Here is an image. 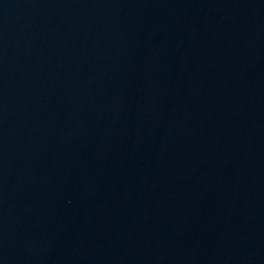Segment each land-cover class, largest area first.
I'll return each instance as SVG.
<instances>
[{
  "label": "water",
  "instance_id": "water-1",
  "mask_svg": "<svg viewBox=\"0 0 264 264\" xmlns=\"http://www.w3.org/2000/svg\"><path fill=\"white\" fill-rule=\"evenodd\" d=\"M0 264H264V0H0Z\"/></svg>",
  "mask_w": 264,
  "mask_h": 264
}]
</instances>
